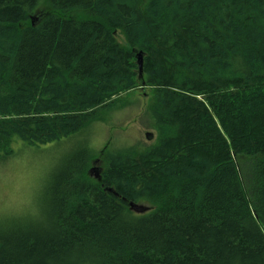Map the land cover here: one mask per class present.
I'll use <instances>...</instances> for the list:
<instances>
[{
    "label": "trees",
    "instance_id": "16d2710c",
    "mask_svg": "<svg viewBox=\"0 0 264 264\" xmlns=\"http://www.w3.org/2000/svg\"><path fill=\"white\" fill-rule=\"evenodd\" d=\"M142 82L155 144L65 157L0 264H264V0H0V162Z\"/></svg>",
    "mask_w": 264,
    "mask_h": 264
},
{
    "label": "rangeland",
    "instance_id": "374dc122",
    "mask_svg": "<svg viewBox=\"0 0 264 264\" xmlns=\"http://www.w3.org/2000/svg\"><path fill=\"white\" fill-rule=\"evenodd\" d=\"M119 34V33H118ZM118 42L125 46L123 36ZM137 83L130 93L117 101L116 107L100 112L96 122L68 139L43 147L22 150L9 162H0V233L10 230L17 223L36 218L43 205V187L57 170L59 163L71 154H76L88 144L96 155L91 169H101L104 151H117L132 147L142 152L154 145L157 131L151 124L147 108L151 92ZM152 135L151 139L146 134ZM18 142L14 146L18 148ZM98 160V161H97ZM95 173L90 175L98 181Z\"/></svg>",
    "mask_w": 264,
    "mask_h": 264
},
{
    "label": "water",
    "instance_id": "95a60500",
    "mask_svg": "<svg viewBox=\"0 0 264 264\" xmlns=\"http://www.w3.org/2000/svg\"><path fill=\"white\" fill-rule=\"evenodd\" d=\"M136 54H137L136 55V66H138V69H137V74H138L137 79L142 80V71H143L142 61H143V54H141V53H136ZM142 85H144L143 82H142ZM145 136H146L147 139H151L152 138V135L149 134V133H147ZM94 164H96V163H94ZM92 173H95V175H96L95 177L98 178L97 180H100L101 169H98V168H96V169H90L88 175L90 176ZM106 191L112 193V191H111L110 188L107 189ZM129 209L133 213H137V214H143V213L148 212V210H149V208H147L144 205L133 204V203H129Z\"/></svg>",
    "mask_w": 264,
    "mask_h": 264
},
{
    "label": "bare ground",
    "instance_id": "6f19581e",
    "mask_svg": "<svg viewBox=\"0 0 264 264\" xmlns=\"http://www.w3.org/2000/svg\"><path fill=\"white\" fill-rule=\"evenodd\" d=\"M137 55V54H136ZM136 55H135V61H136ZM112 191V190H111ZM105 192H107V191H105ZM114 191H112V193H113ZM109 194L111 193V192H108ZM114 196L117 198V199H122L120 196H118V194L116 193V192H114ZM129 203H133V202H127V204H128V208H129ZM133 204H139V203H133ZM140 205V204H139ZM141 205H146V204H141ZM148 208V207H147Z\"/></svg>",
    "mask_w": 264,
    "mask_h": 264
}]
</instances>
